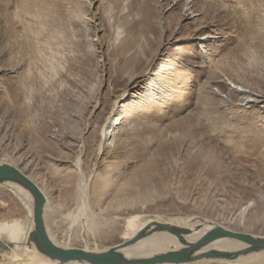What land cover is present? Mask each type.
Returning a JSON list of instances; mask_svg holds the SVG:
<instances>
[{"label":"rangeland","instance_id":"374dc122","mask_svg":"<svg viewBox=\"0 0 264 264\" xmlns=\"http://www.w3.org/2000/svg\"><path fill=\"white\" fill-rule=\"evenodd\" d=\"M4 161L60 208L46 220L61 246L107 250L138 215L264 236V0H0ZM33 228L32 204L0 183L5 243Z\"/></svg>","mask_w":264,"mask_h":264},{"label":"bare ground","instance_id":"6f19581e","mask_svg":"<svg viewBox=\"0 0 264 264\" xmlns=\"http://www.w3.org/2000/svg\"><path fill=\"white\" fill-rule=\"evenodd\" d=\"M246 26H248V24ZM104 136H105V133H104ZM81 157L78 156L77 161H76V165H75L76 166V172H77V175H78V181H77V185H76V189H77L76 197H77V200H78V205H77L78 209L81 210V208L84 207L85 210L82 209L81 214L82 215H86L85 199H86V191H87V186H88L87 183H88V181H87V178H86L87 174L85 173V171H84V169L82 167V159H81ZM249 157H251V156H249ZM162 160H163V157H162ZM156 161H157V159H156ZM156 161H155V163H156ZM4 162H7V161H4ZM213 162H215V161H213ZM8 163H10V162H8ZM156 169H157V167H156ZM150 171H149V173H150ZM137 174H139V173H137ZM148 177L150 178V176H148ZM143 178H141V179H143ZM107 180H108L107 177H101V178L99 177L97 182H95L97 184V188L101 189V187H103V185L105 183H107ZM147 180H145V181H147ZM141 181L143 182V184H145L144 183L145 182L144 179L141 180ZM132 182H131V184L133 185L134 182L133 183ZM0 183H10V184H13L15 187L18 188L20 193L32 204V207H33V221H34L35 199H34L33 195L29 192V190L25 189L20 184L14 182V181H4V182H0ZM128 184H130V182ZM143 186H145V185H142V189H143ZM39 187L43 191V193L45 195V198H46L45 204H44V214H43V216H44V220H45V224H46L47 233L49 235V232H48L49 231V226H48V223H47V220H46L47 210L49 209L51 212H58L60 210V208L57 207V206L52 205L50 203V198L48 196L49 195L48 192L41 185H39ZM126 187H127V184H126ZM127 190L129 191V189H127ZM144 191H145V189L143 190V192ZM79 195H81V196H79ZM142 198H143V196H142ZM80 200L82 202L81 205H80ZM131 202H132V200H131ZM245 209L246 208H243L242 211L244 212ZM243 212H241V214H239V218H238L239 225H244L245 224V217H244ZM117 214H119V213H117ZM94 215H95V212H94ZM110 215H112V214H110ZM81 219H83V217ZM115 220L116 219L114 217H110V221L109 220L108 221L115 223ZM82 222L83 223L81 224V226L84 229L87 228V231L95 232L94 230L96 228H98L99 225H100V222L98 220H95V218H94V220H88L86 218V219H83ZM153 222H158L160 224H162V223L168 224L169 226L175 228L176 230H177V228H179L180 230H177V231H179V234L183 238L187 239L190 242L197 240L199 237H201L205 232H207L213 226H219V225H217V222L212 221V220H202V219H197V218L190 219L188 217H173V218H169V219L163 220V219L158 218V217L152 218V217H149L147 215H138L136 218L132 219V222H131L132 226H131L130 234H129L128 237H126L125 241H127V239L128 240L132 239L138 232H140L145 227L151 225V223H153ZM34 229H35V221H34V228L31 230V232ZM229 229H232V228L229 227ZM232 230H235V229H232ZM239 231L248 232L247 230H239ZM31 232L29 234V239H28L27 243L25 245H20L18 248H15V244H12V243H8L7 244V243H5L3 238L0 236V248H1V250H0V264H92V263H90V262H88L86 260H71V261H68V262H61L58 259L50 258L49 256L45 255L44 253H42L39 250L38 239L36 238V236L31 235ZM105 232H106V230H105ZM104 234H102V235H104ZM108 234H110V233H108ZM105 235H107V234H105ZM256 236H258V235H256ZM49 237L53 241V243H55L57 246H60L62 248H69L67 246H61L59 244V242H57V240L55 239V237L53 235L50 234ZM246 246H248V244L246 242H244V241H240V240H237V239H232V238H229L227 236H221V237H217L216 239L211 241V243L207 246V248L208 249H216V250H235V249L244 248ZM180 248H182V245L179 243L177 238L174 235H172L167 229H164L161 226H159V227L154 226V227H152V231L147 236L143 237L139 241H137V242H135V243H133V244H131L129 246L123 247L122 249H120V252L122 253V255L126 259H132L133 260V259L149 258V257L156 256V255L164 253V252H168L170 250H178ZM84 249L87 250V251H92V252H104V251H107L109 248L107 250H104V251L96 250V249L91 250V249H88V248H84ZM257 254H264V250H262L260 252L250 253L248 255H242V256L238 257L237 259H235V260H229V263H234L235 264L236 262L237 263L241 262V261L244 262V260H247L248 258H250V256H255ZM204 259L205 260L206 259H217L218 262L227 260V259H222V258H203V259H200V260H197V261H193V262H189V263H182V264H196V262L204 260ZM165 264H175V263H165Z\"/></svg>","mask_w":264,"mask_h":264},{"label":"water","instance_id":"95a60500","mask_svg":"<svg viewBox=\"0 0 264 264\" xmlns=\"http://www.w3.org/2000/svg\"><path fill=\"white\" fill-rule=\"evenodd\" d=\"M4 181H14L29 190V192L33 195L35 199V229L31 232V235L36 236L38 239L39 250L42 253L50 258L58 259L61 262L86 260L92 264H182L197 261L203 258L235 260L242 255H248L250 253L264 250V236H256L250 232L232 230L219 225L213 226L197 240L190 242L179 234V231H177L180 230L179 228L176 230L168 224H160L158 222L151 223V225L142 229L132 239L112 246L104 252H92L83 248H62L53 243L47 233L43 216L46 198L39 185L18 166L8 162L0 164V182ZM154 226H161L164 229H167L177 238L179 243L182 245V248L178 250H170L149 258L133 260L126 259L120 252V249L147 236L152 231V227ZM221 236H227L232 239L244 241L248 244V246L235 250H216L207 248L211 241Z\"/></svg>","mask_w":264,"mask_h":264}]
</instances>
